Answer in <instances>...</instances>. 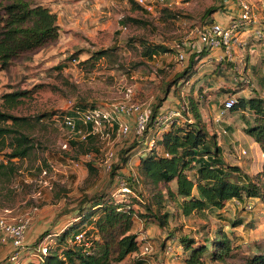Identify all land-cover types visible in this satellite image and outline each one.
Segmentation results:
<instances>
[{
    "label": "rangeland",
    "instance_id": "1",
    "mask_svg": "<svg viewBox=\"0 0 264 264\" xmlns=\"http://www.w3.org/2000/svg\"><path fill=\"white\" fill-rule=\"evenodd\" d=\"M38 1L44 4L58 2ZM86 1L88 3L80 12H68L73 17L77 13L76 20H71L66 14L60 16V33L55 42L13 61L8 69L0 70L1 110L31 118L43 113L53 115L68 111L75 103L87 104L85 107H90L91 104L107 106L120 103L148 110L157 98L163 96L167 83L183 70L176 59L180 39L193 27L210 20V15L201 18L207 9L223 7L218 0H153L150 9L143 6V9L138 8L139 4L134 0ZM247 1L252 8L254 6L255 12L261 14L258 24L263 26V0ZM226 14L232 15L231 12ZM221 15L223 12L219 11L218 16ZM126 18L141 23L122 24L121 20ZM263 37L260 41L250 40L252 38L248 37V46L241 50V55L234 62H228L230 64L199 61L195 68L197 71L176 88L177 92L174 86L171 87L163 109L166 111L175 108L177 100L187 102L190 95L199 100L201 114L209 129L218 134L226 160L240 165L251 175H255L261 168V159L252 140L243 131L245 123L242 113L231 111L218 119L217 109L228 95L236 100L240 96L249 95L250 91L245 86L232 88L236 87L234 66L237 65L238 71H242L246 61L255 63L264 54ZM142 40L163 45L170 50L146 58L140 43ZM251 43L256 44L253 46ZM98 51L106 54L97 59L91 58ZM87 58L88 61L83 64V60ZM251 78L253 88L264 97V83L259 82V76ZM214 86L217 89H210ZM14 90H29V96L15 108L5 109L1 96ZM137 116H118L119 123H127L131 128L126 137L118 134L116 125L107 130L109 136L106 139L101 140L96 136L92 142H85L82 148L69 144V140L80 142L83 138L63 128L57 121V116L53 121L44 118L32 130L27 131L33 140L32 151L27 157L12 159L8 163L15 168L14 174L7 172L5 177L0 174V216L8 222L24 217L29 219L24 239V248L27 249L19 253L17 261H10L12 264H41L37 251H30L29 246L38 242L44 231L50 230L39 243L51 250L56 248V234L61 224L71 217L69 212L78 206L84 196L107 189L114 199L121 200L117 194V176L111 178L110 168L123 148L132 142L147 140V136L134 134ZM246 116L251 118L248 114ZM9 151V147L0 151V162L6 163L4 153ZM140 151L142 150L134 151L127 170H122L126 177L130 176V171L136 173L135 162ZM109 153L113 154L111 159H108ZM88 163L93 165L92 170H89ZM108 164L110 167L106 169ZM135 177L137 181L140 180L138 175L135 174ZM133 190L135 192L127 202L133 204L135 210L143 211L135 203L140 202L137 196L141 195L146 201V193L140 181L134 182ZM164 210L173 212L170 206H166ZM236 218L243 220V225L234 228L227 226L228 221ZM150 225L139 218H136L134 224V231L139 235L141 245L145 241L153 245V250L146 255L150 264H185L181 246L172 243L166 230H174L175 236L186 234L200 238L204 235L213 236L216 229L223 227L235 246L234 256L227 259L228 264H240L244 256L255 250V244L264 243V208L256 201L252 203L251 209L236 208L232 202L219 211L209 209L179 216L178 219L171 220L167 229ZM141 231L147 233V240H141ZM151 234L152 237H149ZM27 237H30L28 243ZM163 242L165 246L162 248ZM168 245L173 250L170 255L164 253ZM13 251L11 244H0V264ZM119 264H131L130 258ZM203 264L221 263L211 262L206 258Z\"/></svg>",
    "mask_w": 264,
    "mask_h": 264
},
{
    "label": "trees",
    "instance_id": "2",
    "mask_svg": "<svg viewBox=\"0 0 264 264\" xmlns=\"http://www.w3.org/2000/svg\"><path fill=\"white\" fill-rule=\"evenodd\" d=\"M138 8L143 9L139 5ZM217 10L209 8L201 18ZM126 22L141 23L132 18L121 20L122 24ZM59 33L57 14L43 2L0 0V70L8 69L13 61L55 42ZM140 43L146 58L170 50L163 45L150 44L144 40ZM206 51L202 49L189 53L186 66L167 83L163 96L157 98L148 109L145 129L139 135L147 136V140L132 142L123 148L117 161L111 165V178H124L133 193L134 182L140 181L146 193V201L141 195L137 196L140 202L135 203L141 206L143 211L135 210L133 204L127 202L130 196L126 200H116L107 189L84 196L78 206L69 212L71 217L61 224L56 234L58 246L52 250L48 247L47 253L40 257L41 264H119L126 258H130L131 264H150L149 257L141 255L140 252L141 242L138 240L139 235L134 231L136 218L142 219L149 226L152 224L160 229H167L171 220H176L179 216H188L201 210L219 211L232 202L236 208L244 210L247 205L252 208L254 201L264 208V97L256 92L251 80V76H259V82L264 83V54L254 64L246 63L242 74H238L234 69L237 80L236 87L232 88L245 86L250 92L248 96H240L229 110L242 113L245 123L243 131L254 139L263 155L262 167L255 175L224 158L218 134L209 129L201 114L199 100H195L191 95L188 96L187 102H175V108L181 103H186L187 109L183 112V118L172 119L165 131L156 133L154 121L159 114L165 112L162 108L171 87L174 86L177 92L176 88L193 76L197 71L196 65L206 55ZM105 54L106 52L98 51L91 58L97 59ZM88 59L82 63L85 64ZM224 62L230 64L229 61L219 64L223 65ZM28 96L29 90L4 93L1 96L2 105L5 109H13ZM86 105L75 103L68 111L53 115L43 113L32 118L16 116L0 109V151L6 147L10 149L8 153H4L6 163L0 162V174L4 177L7 172L14 174L15 168L8 163L12 159L27 157L32 151L33 140L28 135V130H32L44 118L53 121L56 116L62 118L69 115L74 107L85 108ZM85 127L82 123H77V128L84 130ZM95 137L93 134L85 135L80 142L72 139L69 144L82 148L85 142H92ZM151 140L153 145L149 147L148 142ZM138 149L142 151L139 152L135 165L136 173L130 171V176L126 177L122 170L126 169L128 161ZM87 166L89 170L93 169L91 163ZM135 174L140 178L139 181ZM172 184L175 185L174 188L171 187ZM166 206H170L173 212L164 210ZM70 218L73 219L68 222ZM229 225L232 228L243 225V220L236 218L228 221L227 226ZM47 231L40 235L38 242L29 246L30 251L38 250L39 241L50 233ZM81 232L84 239L78 242L74 237ZM166 232L172 243L181 245L185 253V264H203L206 258L211 262L228 264L227 259L234 256L235 246L223 227L216 229L213 236L204 235L200 238L186 234L175 236L174 230ZM162 245L163 248L165 243ZM10 256L1 264H12ZM240 264H264V243L255 244V250L244 256Z\"/></svg>",
    "mask_w": 264,
    "mask_h": 264
},
{
    "label": "built area",
    "instance_id": "3",
    "mask_svg": "<svg viewBox=\"0 0 264 264\" xmlns=\"http://www.w3.org/2000/svg\"><path fill=\"white\" fill-rule=\"evenodd\" d=\"M140 6L150 9L153 0H134ZM240 12L237 17L232 18L227 26H223L217 22H210L201 26H195L192 30L185 34L178 43L177 49V62L181 67H185L188 60L189 53L194 51H200L206 49L207 51L218 50L219 53L216 54L215 60L217 62L231 61L234 62V50L242 49L248 46L250 40L255 39L260 41L263 37V31L261 28H254L251 32L250 38L248 39L241 35L242 29L245 26H254L258 23V19L253 13L252 5L247 0H233ZM252 44V43H251ZM234 69L238 74H242V71H238L239 67L236 65ZM235 80L236 77H235ZM253 86V85H252ZM236 99L232 95L226 96L218 110V119L225 116L226 113L233 107ZM186 103H181L179 107L166 110L165 112L159 114L155 121L154 126L156 133H161L165 131L172 119H182L183 112L186 111ZM124 114L126 116H131L137 114V124L134 128V134L141 135L145 129L147 122L148 110H142L139 106L132 105L127 106L120 103H112L107 106H90L85 108L74 107L71 109L69 115H65L62 118H57L59 124L65 128L69 129L74 133L79 134L84 137L85 135L93 134L99 139H106L109 134L107 130L117 125V132L119 135L126 137L130 134L131 128L127 123H119L118 116ZM77 123H82L86 127L83 129L77 128ZM149 147L153 145V140L149 141ZM64 146H66L64 144ZM245 152V151H243ZM113 157L112 153L108 154V159ZM110 165L106 166L109 169ZM45 173V170H43ZM118 178V188L117 194L121 197V200H126L131 194H133L132 189L128 186V183L122 177ZM238 203V202H236ZM246 209H251V205H247ZM29 226V219L24 217L20 218L14 222H8L3 217L0 216V244H11L14 248L13 253H11L10 261L15 262L19 258V253L25 248L24 239L26 230ZM142 239L147 240V233L141 231ZM74 239L78 242L84 239L83 232L75 235ZM153 250V245L149 241H145L141 247V255H147ZM48 251L46 245H40L37 253L41 257L45 255ZM172 247L168 246L165 249L166 254H172Z\"/></svg>",
    "mask_w": 264,
    "mask_h": 264
},
{
    "label": "crops",
    "instance_id": "4",
    "mask_svg": "<svg viewBox=\"0 0 264 264\" xmlns=\"http://www.w3.org/2000/svg\"><path fill=\"white\" fill-rule=\"evenodd\" d=\"M218 1L221 3V5H223V7L220 8V9H218L217 11H215L213 14H211L209 16V19L210 20H213V22H216V21L221 22L219 24H221L223 26H227L229 24V21L232 18L237 17L239 15L240 10H239L237 4L233 0H218ZM87 3L88 2L86 0L70 1V2L69 1H65V0H62V1L61 0H58V2L53 3L54 5L51 4L50 2L48 4H46V3L45 4L48 5L51 8V10L57 14V22L59 24L60 23V16L62 14H66L68 17H71V20H76L77 19V13L74 14V17H73V15L72 16H69L68 12H74L75 10H77L78 12H80L81 11V8H83L85 6V4H87ZM263 4H264V0H263ZM219 11L223 12V15L218 16V12ZM228 12H231L232 15L228 16V14H226ZM253 13H254L255 17L258 20L260 19V17H262L260 13L254 11V6H253ZM257 27L261 28L262 31H263V34H264V25L263 26H259V24L257 23V24H254V26H252V25L250 26L249 25V26L243 27L244 31H242L241 35L243 37H245V38L250 37L252 35L251 34L252 33L251 31L254 28H257ZM255 44L256 43H252L253 46ZM242 49H244V48H242ZM242 49H236V50H234V58L235 59H237L241 55L240 52H241ZM250 50L252 51L253 49H250ZM263 51H264V49H263ZM217 53H219L218 50L208 51V52L206 51V55L200 61H202V60L216 61L215 60V56H216ZM261 55H263V54H261ZM246 63H248L249 65L254 64V63H251L250 64L249 61L245 62V64ZM210 89H214L215 90V89H217V87L214 86V87H211ZM176 103H178V100L176 101ZM220 106L217 109V113H218V110H219ZM165 107H166V104H164V106H163L162 109H164ZM228 113H226V115ZM247 137L252 140L253 145L256 147L257 152L259 153L260 159H261L260 167H262L263 155H262V153L260 151V148H259V146L257 145V143L254 141V139L251 136L247 135ZM219 143L221 144L220 141H219ZM224 158H225V155H224ZM137 161H138V159H137ZM137 161L135 162V165H136ZM260 169H258L257 172L260 171ZM123 173H125V171H123ZM171 187L174 188L175 185L172 184ZM149 237H152V234ZM28 240H30V237H27V243L29 242ZM178 246H181V245L178 244ZM183 254L185 255V253H183Z\"/></svg>",
    "mask_w": 264,
    "mask_h": 264
}]
</instances>
